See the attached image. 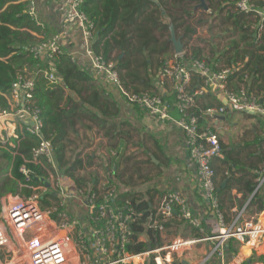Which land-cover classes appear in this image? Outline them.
Segmentation results:
<instances>
[{
	"label": "built area",
	"instance_id": "2783aa9c",
	"mask_svg": "<svg viewBox=\"0 0 264 264\" xmlns=\"http://www.w3.org/2000/svg\"><path fill=\"white\" fill-rule=\"evenodd\" d=\"M25 1L27 12L35 18L36 1ZM48 1L60 14L61 26L79 28L82 53L95 77L113 86L132 105L145 110L152 120L168 122L183 131L203 196L218 217L219 233L208 235L202 218L194 212L189 199L178 191L166 190L148 216L147 226L156 234L162 233L177 217L196 230L198 236H178L169 243L149 244L146 250L134 251L132 248L137 244L134 225L141 220L144 210L137 208L131 198L119 200L118 187L111 179H100L97 183L89 181L82 187L64 183L54 147L41 132L43 121L40 108L34 101L35 76L25 72L18 74L12 84L10 109L0 110V144L16 146L23 129L38 136L40 142L32 149L29 162L46 168V175L41 179L45 182L46 196L49 197L46 198L50 203L43 207L38 193L26 198L9 195L2 199L0 264H175V255L181 257L195 244L214 240L212 250L198 263L208 264L214 256L224 258L227 243L232 239L259 247L264 238V221L258 217H246L245 210L264 184V170L259 173L256 188L245 206L228 221L221 207L213 167L214 158L224 156L222 138L214 129V121L219 122L225 117L229 105L264 120V90H252L249 76H245L244 82L229 86L228 78L236 67L216 70L205 59H186L184 52L175 53L156 73L159 81L172 82L173 104L158 93L128 90L115 63L92 50L94 24L82 9L84 0ZM235 6L238 11L252 14L257 19L252 28L257 31L258 40L264 31V0H237ZM64 44L62 33L57 32L42 37L28 48L31 55L46 64V69H38V73H43L50 85L62 82L55 59L65 52ZM71 55L73 60L77 59L74 53ZM196 76L201 83L193 86ZM206 93L219 96L222 104L206 108L204 114L209 120L207 125H202L191 110L196 106L197 98ZM172 110L178 113L177 118ZM17 126L23 128L20 133L16 132ZM20 172L26 183L35 174L26 164L21 165ZM183 262L180 258L179 263Z\"/></svg>",
	"mask_w": 264,
	"mask_h": 264
},
{
	"label": "trees",
	"instance_id": "16d2710c",
	"mask_svg": "<svg viewBox=\"0 0 264 264\" xmlns=\"http://www.w3.org/2000/svg\"><path fill=\"white\" fill-rule=\"evenodd\" d=\"M194 1L200 2V0H84L82 9L94 24L92 50L115 63L128 90L150 91L151 77L164 65L166 56L173 48L170 24L166 18L171 19L176 37H181V40L191 38L198 33L199 26L206 25L209 33L217 34L222 41L228 40L227 45L221 46L222 41H213L209 38L204 40L205 46L191 47L189 53L187 49L185 58L205 59L216 70L229 66L236 67L228 78L229 86L234 82L236 85L242 83L245 76H249L252 90H256V87L258 91L264 90V31L256 40L257 31L252 28L256 21L255 17L238 11L235 6L237 0H207L210 12L203 14H210L207 16L212 18L201 16L195 19L194 23L189 20L193 19L198 11V8L192 5ZM45 33L46 28L27 12L25 0H0V110L10 109L9 95L18 74L25 73L26 68L42 71L46 69V64L41 63L28 51L31 44L40 40L39 35ZM55 65L62 78L61 84L50 85L43 73L36 76L34 101L40 108V117L43 121L41 132L51 141L65 177L78 187L86 185L93 179L96 181L93 183H97L92 174L87 176L80 174L94 165L92 161L85 160L81 153L71 160L70 153L74 152L70 149L72 132L84 119L97 125L100 130L106 127L105 136L109 138V152L112 155L114 150L117 153L114 157H119L122 152L115 147H124L125 142L133 137L130 131H124L122 128L129 122L111 121L119 114L117 102L110 92L104 96L106 88L98 84L92 71L84 68L78 58L73 60L70 52L65 51L56 57ZM196 83H201L199 76L194 78V84ZM255 83L258 86L255 87ZM69 90L74 92L79 100L73 98L68 93ZM209 96L210 94L206 93L197 98L196 106L191 110L203 124L207 118L204 111L214 106L208 99ZM221 104L222 102L218 100L217 105ZM39 142L38 136L23 129L16 146L3 145L7 148L0 154L5 160L0 167V198L6 192L30 197L35 193L33 187H45V182L41 178L46 175V168L29 162L32 158V149ZM225 155L221 162L228 165L229 175L223 178L224 180L228 178V185L225 188L217 186L218 194L221 195L223 191L236 186L252 195L256 188L253 179L257 174L251 172L239 174L241 167L237 164V154L229 151L225 152ZM22 164L35 171L29 183L24 181L20 172ZM118 169L119 167L113 173L115 174ZM122 182L125 181L122 179ZM261 193L256 192L250 201L251 204H258V210L264 209V194ZM46 197L48 195L41 199L43 207L50 203ZM119 197L121 200L131 198L137 208L144 210L143 217L134 225L137 244L132 249L142 251L146 250L149 244H159L158 234L147 226V218L152 213L149 201L139 200L135 194L129 193H122ZM54 200H57V197ZM142 234L148 236L149 243L148 240H140ZM232 240L229 246L235 249Z\"/></svg>",
	"mask_w": 264,
	"mask_h": 264
},
{
	"label": "crops",
	"instance_id": "0c3cea01",
	"mask_svg": "<svg viewBox=\"0 0 264 264\" xmlns=\"http://www.w3.org/2000/svg\"><path fill=\"white\" fill-rule=\"evenodd\" d=\"M53 9L56 10L55 6L51 4V12L50 10H48V16L50 18L52 17L51 15H54V12H52ZM208 10L210 12V9ZM207 18H212V16H208ZM52 20L54 21L52 22L54 27L57 28L58 32L62 33L63 35L65 42V51L70 52V54L74 53L76 58L80 60L81 65L84 68H89L88 60L82 53L83 44L81 42L82 40L79 28H77V26L63 27L61 26L59 20ZM255 20L257 21L256 18ZM167 22H169L170 24V34L172 32H175L172 21L167 20ZM40 24L43 25V27H46V33L47 29L50 30V27H52L51 24L45 25L44 22ZM203 32L205 33V36H214V33L208 32V27L206 25L203 29ZM46 33L39 36L49 37ZM42 37H40V39ZM156 73L151 77L152 87L150 91L164 96L170 101L171 104H173L175 99V92L172 82L167 80L164 82L159 81L158 79H156ZM38 74V70H35L34 74L30 75L35 76L36 80V76ZM95 78L98 84H101L104 88H106L107 91L104 96H107L109 92L112 94V97L117 102V106L119 108V114L117 118H120V100L118 98L116 99L113 95L114 92L118 94L119 92H117V90L113 86L108 84L103 79H100L98 77ZM196 84H194L193 79L192 85L195 86ZM235 85L236 82L232 84V86ZM256 86L258 85L255 83V87ZM249 87L253 89L252 85L250 86V84ZM256 91H258L257 87ZM68 93L76 100H79V97L74 92L69 90ZM208 99L212 101L214 105H217L219 96H216L214 93H210ZM92 111L96 112L95 110ZM172 111L173 116L177 118L178 113L175 110ZM143 112L144 115L140 116L141 119H138V122L140 124L142 123V127L144 130H124L130 131L133 137L128 142H125L124 147H120L119 145H117L119 147H115L122 152L119 157H114L117 154L114 150L112 151L113 156L109 152V138L108 136H105L106 127L100 130L97 125L92 122L88 124V121L85 119L83 120V123L79 124L76 127V130L72 132V143L70 149L74 150V152L70 153L71 157L73 156L74 158V156L81 153V157H83L85 160L88 158H92L91 161L96 162L97 164L100 163L102 165L103 163H108V165L105 166V170H103V172L102 170H100V168H95L90 173L98 174L99 179L96 178L97 181L100 179H104L107 174L113 176L114 180L112 178L111 180H113L115 184L119 185L120 189L118 190L120 194H135V196L139 198V200L141 199L149 201V205L151 206L152 210L158 206L161 196L166 190L178 191L183 196L189 199L194 212H196V214L200 218H202L207 230V234L210 236L218 234V217L211 211L207 200L203 196V190L197 177L196 167L192 163L189 156V151L185 145V137L183 131L168 122L164 123L162 121H154L145 112V110H143ZM114 119L116 118H112L111 121H115ZM208 120V118L205 119V123L201 124L207 125ZM230 124L232 126H236V129H239L237 133V139H232L227 134V130ZM222 126H224V128H222ZM225 128L226 130H224ZM17 129L18 130H16V132L20 133L22 130L19 129L23 128L22 126H17ZM214 129L215 131H218L222 138V147L224 152V156L215 157L213 160V165L217 174L216 182L218 184V188H225L228 185V178H226L225 180L223 179L224 176L228 177L229 175L228 165L226 163H222L221 160L225 159V152L229 151H234L235 154H237V164H239V167H241L239 174L248 172L257 174L256 178L253 179L257 185V179L260 175L259 173L264 170V120L256 115L246 113L242 110L237 109L236 107L229 105L225 114V119H222L219 122L214 121ZM135 138L140 142L137 143V141L134 140ZM138 144L144 147L146 154H150L149 156L151 157L149 161H151L153 165L157 167L160 173H158V176L155 179V183L152 184V186L145 185L141 189H134L130 188L132 186V183L124 179L123 180L125 182L123 183L117 176L119 175L122 156L127 153L128 147L134 146L137 148ZM153 157H155V161L153 160ZM117 167H119V169L114 174L113 172L116 171ZM90 168H92V166L89 167V169ZM243 168L245 170H243ZM105 172L107 174H105ZM93 181H95V179H93ZM224 183L225 185L223 186ZM124 184L128 187L124 188L121 186ZM230 185L231 184H229V186ZM263 187L264 184L262 188ZM262 188L259 191H262ZM9 195H12L13 197L23 196L22 194H15L13 192H6L4 195H2V197L0 198V214L2 209V199ZM250 196L251 195L249 193H245V191H242V189H238L236 186H232L231 189L228 188L226 191H223L221 195H219L221 207L225 211L228 221H231L233 219V216L235 215V212L237 210H240L245 206ZM41 199L42 197H40V200ZM244 200L246 201L244 202ZM250 209H252V212H250ZM245 216L250 218L258 217L259 220L264 221V209L258 210V204L249 203L248 207L245 210ZM157 234L160 238V243L158 245L169 243L172 239L178 236L185 238L198 236V232L196 230L191 228L187 223L179 220L177 217L171 220L165 232ZM140 240H148V243L150 242L148 236L145 234H142L140 236ZM214 243V240H206L197 243L192 248L187 250L184 254H182L181 257L175 255V261L179 263L180 258H183V264H198L200 260L212 250ZM233 244L235 245L234 247L236 250L231 249V247L229 246L230 243L228 242L224 258L214 256L209 261V263L264 264V238L260 241L259 247L253 248L248 254H245L243 252V247L249 244L240 243L235 239L233 240Z\"/></svg>",
	"mask_w": 264,
	"mask_h": 264
},
{
	"label": "rangeland",
	"instance_id": "374dc122",
	"mask_svg": "<svg viewBox=\"0 0 264 264\" xmlns=\"http://www.w3.org/2000/svg\"><path fill=\"white\" fill-rule=\"evenodd\" d=\"M35 1H36V6H37V14H36L37 20L40 23L44 22L45 25L51 24L52 27H50V30L47 29L46 34H48V36L54 35L55 33L58 32V30H57V28L54 27V25L52 23L54 21L52 19H54L55 21H58V20L60 21V14L58 12H56V10L53 9L52 12H54V15H51L52 17L50 18L48 16V12H49L48 10H50V12H51V4L52 3L49 2L48 0H35ZM204 1L209 6V4H208L209 0L208 1L204 0ZM199 4H200L199 1H194L192 4L194 7L196 6V8H198L196 16L193 19L189 18V20L194 22V23H195V19H197L201 16L203 18H205V17L207 18L208 17L207 15H210V14H205V13L203 14V12H209V10H205ZM183 18H186V17H183ZM166 20H171V19L166 18ZM187 20H188V18H187ZM44 28H46V27H44ZM204 28H205V25L199 26L198 27V33L196 35H192L191 38L189 37V38L182 39V40H181V37L178 38V40H180L181 42L183 41V43H182L183 47H184L183 48V52H184L183 56H185L187 49H188V53L191 52V47H203V46H205L206 43L204 42V40H206L207 38H211V40H213V41H219V42L222 41V40H220V38L217 34L214 36L213 35L205 36V33L203 32ZM174 31H175V28H174ZM216 31H217V29H216ZM179 35H183V34H179ZM40 37H42V36H39V38ZM227 43H228V40L222 41L221 46L227 45ZM175 53H177V52L175 51V46L173 45V48H171L169 54L166 56L165 59L166 60L170 59L171 57H173L175 55ZM153 60L156 61L155 58H153ZM34 71L35 70L29 69V68L25 69V72L27 73V75L34 74ZM113 95L116 99L118 98L120 100V104H121L120 118H116L114 120L117 121L118 123L119 122L120 123L129 122L128 124H124V126L122 127L125 130H144L142 127V123L140 124L138 122V119L139 120L141 119L140 116L144 115L143 110L138 106L132 105L120 93L118 94V93L114 92ZM89 123H91V122L88 121V124ZM136 126H138V127H136ZM139 126H141V127H139ZM235 127L236 126H232L230 124V126L227 130L228 136L232 139L238 138L237 133H238L239 129H236ZM222 128H224V126H222ZM224 130H226V128ZM134 140L137 141V143L140 142L136 138ZM4 148H7V147H4L3 145L0 144V154ZM144 153H145L144 147L138 144L137 148L134 146L128 147L127 153L122 156V163L120 164V169H119V176L120 177H118V176L117 177L120 178L121 181H122V179H124V180H128L130 183H132V186L130 188L141 189L145 185L152 186V184L155 183V179L157 178L158 173H160L159 170L157 169V167L154 166L151 161H149V159L151 157V156H149L150 154H148V153L144 154ZM72 158H73V156L71 157V160H73L75 158V156L73 159ZM86 160L91 161L89 158ZM4 163H5V160L2 159L0 156V167ZM93 163H94V165L92 166V168L87 169L80 174L84 175V176L92 174L93 177L99 179L98 174L90 173V172L95 168H97V169L100 168V170H102V172H103V170H105V166L108 165V163H103L102 165L100 163L97 164L96 162H93ZM60 170L62 172V175L64 176L63 169H60ZM105 174H107V173L105 172ZM104 178H108L109 180L112 178L114 180V177L110 176L109 174H107ZM115 181H116V177H115ZM64 183L68 184V185L73 184V182L68 177H65V176H64ZM121 186L124 188L128 187L125 184L121 185ZM117 187H118V189H120L119 185H117ZM34 192L38 193L37 195L44 198V196L46 195V188L42 187V188L35 190ZM261 192H262L261 194H264V187L262 188ZM21 197H24V196H21ZM246 200H244V202ZM63 210L66 211L67 209L63 208ZM250 212H252V209H250ZM230 241H229V243H230ZM234 244H235V242H234ZM245 254H247V253H245ZM9 259L10 258H8V260ZM176 264H180V263L176 262ZM208 264H210V263H208Z\"/></svg>",
	"mask_w": 264,
	"mask_h": 264
},
{
	"label": "water",
	"instance_id": "95a60500",
	"mask_svg": "<svg viewBox=\"0 0 264 264\" xmlns=\"http://www.w3.org/2000/svg\"><path fill=\"white\" fill-rule=\"evenodd\" d=\"M201 7H203L205 10H208L209 9V7H208V5L206 4V2L204 1V0H200V4H199ZM171 40H172V42H173V44H174V46H175V51L177 52V53H181V52H183V44H182V42L180 41V40H178V38L176 37V34H175V32H172L171 33ZM225 117H222V119H224ZM153 160L155 161L156 159H155V157H153ZM225 185V183L223 184V186Z\"/></svg>",
	"mask_w": 264,
	"mask_h": 264
},
{
	"label": "bare ground",
	"instance_id": "6f19581e",
	"mask_svg": "<svg viewBox=\"0 0 264 264\" xmlns=\"http://www.w3.org/2000/svg\"><path fill=\"white\" fill-rule=\"evenodd\" d=\"M253 248H257V246L256 245H253V244H249V245L243 247V251H244V253H247L248 254L249 252H251V250ZM245 251H247V252H245Z\"/></svg>",
	"mask_w": 264,
	"mask_h": 264
}]
</instances>
